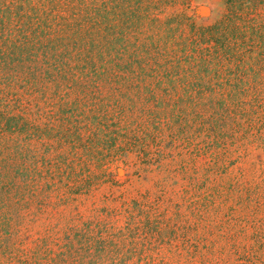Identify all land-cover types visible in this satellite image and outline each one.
I'll return each instance as SVG.
<instances>
[{
  "label": "trees",
  "instance_id": "obj_1",
  "mask_svg": "<svg viewBox=\"0 0 264 264\" xmlns=\"http://www.w3.org/2000/svg\"><path fill=\"white\" fill-rule=\"evenodd\" d=\"M92 1L0 0V264H31L29 252L2 244L3 237L14 236L19 212L52 188L65 202L62 188L71 195L77 185L83 188L76 184L75 165L89 172L73 142L71 160L59 158L51 165L33 157L26 165L24 142L50 136L49 128L44 135L39 131L46 119L40 101L57 79H100L113 72L125 76L128 87L134 81V88L161 107L156 91L166 93L169 85L173 90L181 80L187 104L218 114V133L192 150L190 165H183L187 173L193 168L197 181L188 177L185 193L196 184L205 193L189 212L195 219L169 243L179 251L174 257L184 264H264V0H224L227 14L199 30L185 13L190 0ZM26 60L32 63L23 70ZM8 101L15 107L8 109ZM202 156L206 163L192 167ZM236 163L241 166L234 169ZM57 165L64 173L57 174ZM86 181L91 183L90 175Z\"/></svg>",
  "mask_w": 264,
  "mask_h": 264
},
{
  "label": "rangeland",
  "instance_id": "obj_2",
  "mask_svg": "<svg viewBox=\"0 0 264 264\" xmlns=\"http://www.w3.org/2000/svg\"><path fill=\"white\" fill-rule=\"evenodd\" d=\"M89 1L96 3L84 0L86 4ZM103 1L109 0L97 3ZM189 2L185 13L198 30L212 27L227 14L224 0ZM244 7L247 13L252 11L250 2ZM119 22L117 18L115 27ZM57 49L59 53L61 47L57 45ZM41 58L39 54L36 60L42 63ZM30 63H21L23 70ZM26 77L30 79L29 74ZM125 80L117 72L100 79L60 78L44 96L45 101H40L46 119L38 124L39 131L44 135L49 128L50 136L24 142L29 152L26 165L33 163V157L51 165L59 163V158L71 160L73 142L80 147L76 156L90 166L84 173L81 170L87 166L75 165V173L80 175L76 184H83V188L77 185L72 195L62 188L65 202L59 200L54 188L43 193V198L13 220L18 225L14 236L2 238L4 246L15 243V249L33 255L28 257L31 264H184L174 257L179 251H172L169 243L182 232L186 221L195 219L188 215L205 187L192 185L194 189L186 194L187 183H191L188 177L197 181L193 168L187 173L183 165L194 158L192 150L211 141L218 129H214L218 114L212 117L211 111L200 105L187 104L181 80L171 86L173 90L169 85L166 93L156 91L162 107L134 88V81L128 87ZM13 107L15 104L8 101L7 108ZM206 160L199 157L192 167L200 169ZM146 161L160 163L161 168ZM37 166L42 171L41 162ZM240 166L236 163L233 168ZM64 169L57 165V174ZM196 176L200 179L202 172ZM176 244L181 247V237Z\"/></svg>",
  "mask_w": 264,
  "mask_h": 264
}]
</instances>
